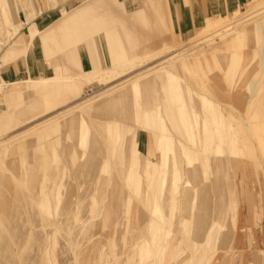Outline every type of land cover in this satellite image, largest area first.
Listing matches in <instances>:
<instances>
[{
	"label": "rangeland",
	"instance_id": "obj_1",
	"mask_svg": "<svg viewBox=\"0 0 264 264\" xmlns=\"http://www.w3.org/2000/svg\"><path fill=\"white\" fill-rule=\"evenodd\" d=\"M79 1L0 0L2 72L13 61L29 72L0 87V264H264V0L185 34L175 20L206 0H82L77 12ZM40 16L58 18L43 29ZM168 75L212 103L195 98L210 127H232L234 148L206 141L205 126L184 130L190 103ZM156 78L155 113L169 108L176 123L149 136L140 95ZM166 135L174 164L157 146ZM216 221L226 245L205 238Z\"/></svg>",
	"mask_w": 264,
	"mask_h": 264
},
{
	"label": "crops",
	"instance_id": "obj_2",
	"mask_svg": "<svg viewBox=\"0 0 264 264\" xmlns=\"http://www.w3.org/2000/svg\"><path fill=\"white\" fill-rule=\"evenodd\" d=\"M244 1L245 0H208V1L206 0V3H205L206 4V10L205 11L204 10H198L197 12L199 13V15L194 16V19H192V20H190L189 14L186 12L185 13V19L180 17L181 19L184 20V23L180 24L177 21V24H178L177 25L176 20H175V24H174L175 29L180 30L178 32L181 34L188 33V30H190L192 28V24L194 27H202L208 16H216L218 14H223L225 12H229L230 10H234V9L238 8L240 5L244 4ZM214 4H215V6H214ZM176 5H177V1H176ZM56 18H58V16H40L37 20V23H39V25L41 24L43 26L42 28L45 29ZM173 18L176 19L175 16H173ZM84 45L85 44H83V46ZM33 48L35 51L34 57H33L34 62L30 63V72L32 75L39 76L40 74H39L38 52L36 51L37 48H35L34 46H33ZM45 55H46V52H45ZM46 61L51 62V60L49 58L48 59L46 58ZM85 63H87V62H85ZM15 64H16V66H15ZM192 64H194V62L184 63L182 65L183 72H187V71L191 72ZM2 66H4L3 63H2ZM87 66H88L87 64H83V67L86 68ZM5 68L6 69L2 72V79L6 82H10V84H17V83H21V84L23 83L24 84V81H19V80H21L26 75H27V77H29V72H28V74L26 72H24V69H23L24 67H22L18 61H13V62H10L8 64L6 63ZM169 75L166 76L164 79L166 81L170 82V85L171 84L177 85L176 86V89H177V87L180 86L176 83L178 81L177 80L178 77L174 76V78H171ZM40 78H43V77H40ZM158 79L162 80V78H156V79L148 80V81L144 82L147 84L151 82V84L149 86V93H145V94L142 93L141 95L139 94L141 96V99L145 100V102H142V108H148V103L150 102V114H148V113L143 114L144 115V118H143L144 129L145 130L147 128L151 129V133H148L149 136L156 134V132H158L159 130L163 131L165 133L164 128L166 127L167 119L169 121H171L172 123H176L175 116L172 114H169V108H167V110H166V108L164 106H162V111L160 113H155L157 111V97L155 94V84L158 81ZM180 87L182 90L185 91V93H183L185 96V101L186 100L189 101L190 107H191L190 110L192 112L191 113V112L181 110V103H180L181 101L179 100V98L177 97V95L174 92L173 93L171 92V94L173 96V101H175V103L179 106L180 110L182 111L184 124H183V122L181 124H182L184 130L190 134L196 135V134L202 133V128H203V126H205L203 129V132H205V133L208 132L211 134V136L209 137L210 140L206 139V141H212L213 136L217 134L216 136L218 137L219 142H220L219 150L221 148L225 147V145H228L231 148H234V146L236 144V139L233 138V135L231 134V131H232L231 128L232 127L231 126H229L228 128L224 127V120L222 117L218 118V120L215 119L213 121V124H212L213 127H210V125L208 124V120H206V118L201 119L200 113L197 110V105H196L197 101L195 100V98L196 97L200 98V100H202L203 105H204V103H207L210 106H212V103L209 100H207L202 94L197 93L196 90H194L189 83L186 84L185 86H180ZM170 90H172V89H170ZM118 95H120L122 97V102H123L124 98L126 97L125 93H119ZM118 95H116V97ZM118 111H119V113H121L123 115V112L120 111L119 107H118ZM179 121H180V118H179ZM145 130H143V131H145ZM136 135H137V133H135V135L132 136V139ZM196 136H195V138H197ZM217 137L214 136V138H217ZM191 138H194V137L191 136ZM161 142H162V144H158L159 142H157V146H158L159 151L162 154V158H163V153L161 150L167 148L168 150H171L174 154V156H173V164H174L175 163L174 158H177V152L175 150L176 148L173 147V143H172L173 140L171 139V137L166 135L163 138V141H161ZM135 145H138V147L140 148V144L137 141L136 142L134 141V143L131 145V147H133V149H134ZM179 146L180 145H178V149H179ZM135 152H136V150H135ZM140 152H141V150H140ZM125 153H126V149H125ZM231 154L236 155V153H231ZM141 155H144V154L141 152ZM136 156H137V152H136ZM145 156L151 160L150 154L145 155ZM189 158L190 157L187 156V159H189ZM188 161H189V163L193 162L190 159ZM152 163L154 166L160 167V164H156L153 161H152ZM194 164H195V162H194ZM152 174H154V173H152ZM236 216H237V213L235 211V213L233 215V221L235 223L234 224L235 226H237ZM219 223L220 222H217V221L214 222V226L211 227L207 231L205 238H206V236L210 237V239H211L210 244L226 245V243L228 242V235L229 234L226 233L225 235H222L224 232H227V231L224 230L225 229L224 225L223 224L220 225ZM202 224H206L204 222V220L202 221ZM200 243H201L200 240H196V241H194L193 244H200Z\"/></svg>",
	"mask_w": 264,
	"mask_h": 264
},
{
	"label": "bare ground",
	"instance_id": "obj_3",
	"mask_svg": "<svg viewBox=\"0 0 264 264\" xmlns=\"http://www.w3.org/2000/svg\"><path fill=\"white\" fill-rule=\"evenodd\" d=\"M83 1H84V0H83ZM83 1H82V0L79 1V3H78V8H77V12H78V9H80V10L82 9V11H84V9H86V8L89 6V4H88L87 2H83ZM238 11H239V10H238ZM79 13H80V12H79ZM74 14H77V13L75 12ZM233 14H234V13H233ZM235 14L237 15V13H235ZM235 14H234V15H235ZM236 15H235V16H236ZM232 16H233V15H232ZM235 16H234L233 18H235ZM237 16H239V15H237ZM236 19H238V18H236ZM236 19H235V21H236ZM227 20H228V19H227ZM229 20H230V19H229ZM229 20H228V21H229ZM232 20L234 21V19H232ZM250 22H251V21H250ZM230 23H232V22H230ZM230 23L228 22V24H230ZM257 23H258V22H257ZM232 24H233V23H232ZM252 24H253V23H252ZM252 24H251V25H252ZM234 25H235V24H234ZM245 25H246V23H245ZM249 25H250V23H249ZM249 25H248V26H249ZM257 25L259 26V23H258ZM260 25H261V23H260ZM224 26H225V28H226V26H228V25H227V22H226V24H225ZM224 26H223V27H224ZM235 26H236V25H235ZM235 26H234V27H235ZM242 26H243V25H242ZM240 27H241V26H240ZM235 28H236V27H235ZM235 28H234V29H235ZM241 28H243V27H241ZM244 28H246V27L244 26ZM222 29H223V28H222ZM230 29H231V28H230ZM230 29H229V31H231ZM238 30H239V29H238ZM240 30H243V29H240ZM229 31H228V32H229ZM235 31H236V29H235ZM263 31H264V30H263ZM231 32H232V31H231ZM217 33H218V32H217ZM237 33H238V31H237ZM229 34H231V33H229ZM229 34H227V35H228V36H231V35H232V34H231V35H229ZM233 34H235V33H233ZM263 34H264V33H263ZM216 36H217V35H215V38H216ZM223 36H224V35H223ZM262 36H263V35H262ZM226 37H227V36H226ZM226 37L220 38L219 41H220V40H223V39L226 38ZM208 40H209V39H208ZM212 42H213V41H212ZM212 42H211V43H212ZM214 43H215V42H214ZM174 46H175V45H174ZM174 46H173V47H174ZM263 46H264V45H263ZM263 46L261 45L262 48H263ZM190 47H191V46H190ZM167 49H168L169 51L172 50V49H169V47H168ZM167 49H165V50H167ZM263 49H264V48H263ZM162 50H163V49H162ZM162 50H161V51H162ZM173 50H174V48H173ZM173 50H172V51H173ZM190 50L193 52V51H194V47L192 46V47L189 48L188 50L183 51V54H181V55H183L184 57H185V55H186V57H187V55L190 54V53H187V52H189ZM259 50H260V48H259ZM263 52H264V51H263ZM161 53H162V52L157 53V54L155 55L156 57H153L152 55H151V57L157 59V57H158L157 55H158V54L161 55ZM163 53H164V52H163ZM184 54H185V55H184ZM261 54H262V53H261ZM153 55H154V54H153ZM178 57H179L178 55L174 54V55H172L171 57H169V61H172V60L175 61V60H181V59H182V58H178ZM260 57H261V56H260ZM152 58H151V59H152ZM144 60H145V59H144ZM146 60H147V59H146ZM154 60H155V59H154ZM0 62H1V61H0ZM154 68H155V67H154ZM160 69H161V68H160ZM0 70L2 71V64L0 65ZM157 71H158V70H157ZM159 71H160V70H159ZM161 71H162V70H161ZM143 73H144V72H143ZM157 73H159V72H156V74H157ZM149 74H150V72H149ZM145 76H147V74H146ZM139 77H140V76H139ZM141 77H142V76H141ZM141 77H140V79H141ZM143 78H144V77H143ZM143 78H142V79H143ZM138 79H139V78H138ZM140 79H139V80H140ZM135 81H136V80H135ZM132 82H133V81H132ZM132 82H131V83H132ZM125 83H126V82H125ZM129 83H130V82H129ZM14 85H15V84H9L8 86L10 87V86H14ZM1 86H2V83L0 84V87H1ZM120 86H121V84H120ZM3 87H4V86H3ZM114 88H116V87H114ZM114 88H113V89H114ZM120 88H122V87H120ZM116 89H117V88H116ZM118 89H119V88H118ZM118 89H117V91H118ZM119 90H120V89H119ZM113 91H114V90H113ZM115 92H116V90H115ZM253 92H254V91H253ZM113 93H114V92H113ZM108 94H109V93H108ZM110 94H111V93H110ZM106 95H107V94H105L104 96L106 97ZM100 96H102V95H100ZM99 98H101V97H99ZM102 98H103V96H102ZM102 98H101V99H102ZM49 123H50V122H49ZM47 124H48V123H47ZM44 125H45V124H44ZM44 125H43V127H44ZM38 126H39V125H38ZM41 127H42V126H41ZM41 127H40V128H41Z\"/></svg>",
	"mask_w": 264,
	"mask_h": 264
},
{
	"label": "built area",
	"instance_id": "obj_4",
	"mask_svg": "<svg viewBox=\"0 0 264 264\" xmlns=\"http://www.w3.org/2000/svg\"><path fill=\"white\" fill-rule=\"evenodd\" d=\"M1 53V51H0ZM0 65H1V62H0ZM2 83V71L0 70V84Z\"/></svg>",
	"mask_w": 264,
	"mask_h": 264
}]
</instances>
